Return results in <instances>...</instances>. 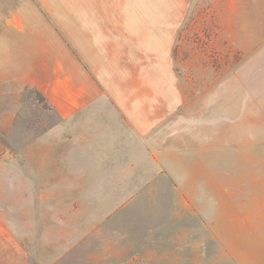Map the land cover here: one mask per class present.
<instances>
[{
  "label": "crops",
  "instance_id": "1",
  "mask_svg": "<svg viewBox=\"0 0 264 264\" xmlns=\"http://www.w3.org/2000/svg\"><path fill=\"white\" fill-rule=\"evenodd\" d=\"M252 9L253 0H0V170L17 154L21 185L67 186L71 200L81 187L154 185L135 180L161 171L187 185L199 173V127L183 112L177 42L192 26L199 41H235ZM8 208L0 264H33Z\"/></svg>",
  "mask_w": 264,
  "mask_h": 264
},
{
  "label": "rangeland",
  "instance_id": "2",
  "mask_svg": "<svg viewBox=\"0 0 264 264\" xmlns=\"http://www.w3.org/2000/svg\"><path fill=\"white\" fill-rule=\"evenodd\" d=\"M187 30L174 56L187 86L183 112L198 119L197 178L179 186L161 171L135 180L154 185L81 187L71 200L67 186L21 185L13 154L0 170V205L12 207L33 264H264V0H253L235 41ZM39 190L61 198L31 201Z\"/></svg>",
  "mask_w": 264,
  "mask_h": 264
}]
</instances>
